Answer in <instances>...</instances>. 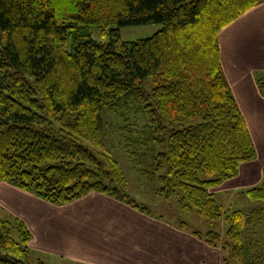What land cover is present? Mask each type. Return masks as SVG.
<instances>
[{
	"label": "trees",
	"instance_id": "1",
	"mask_svg": "<svg viewBox=\"0 0 264 264\" xmlns=\"http://www.w3.org/2000/svg\"><path fill=\"white\" fill-rule=\"evenodd\" d=\"M262 1L0 0V182L55 204L96 191L149 210L127 192V176L98 138L100 111L129 110L131 100L150 119L142 145L165 146L151 171L161 183L157 192L171 198L179 186L185 213L224 217L227 262L264 264L259 238L243 239L245 230L253 232L263 222V208L224 209L212 191L256 156L224 71L219 33ZM202 15L207 20L201 29ZM149 23L163 27L148 37L122 38L119 26ZM91 28L108 33L109 40L94 39ZM172 43L178 49L164 55ZM147 77L155 82L150 91L143 87ZM195 116L201 121L170 130L166 140L169 126ZM247 194L264 200V181ZM4 222L0 264H47L29 260L32 234L25 224L19 242ZM206 235L216 246L219 233Z\"/></svg>",
	"mask_w": 264,
	"mask_h": 264
},
{
	"label": "crops",
	"instance_id": "2",
	"mask_svg": "<svg viewBox=\"0 0 264 264\" xmlns=\"http://www.w3.org/2000/svg\"><path fill=\"white\" fill-rule=\"evenodd\" d=\"M219 43L224 71L254 139L256 156L242 163L238 174L222 182L218 191L246 192L264 181V92L258 86L259 77L264 76V0L223 28ZM259 201H263L259 207L264 211V200ZM0 206L25 222L32 234V246L60 261L229 264L218 245L208 244L162 214L109 194L92 191L68 203L55 204L33 190L3 181ZM263 226L264 220L252 232L262 244Z\"/></svg>",
	"mask_w": 264,
	"mask_h": 264
},
{
	"label": "rangeland",
	"instance_id": "3",
	"mask_svg": "<svg viewBox=\"0 0 264 264\" xmlns=\"http://www.w3.org/2000/svg\"><path fill=\"white\" fill-rule=\"evenodd\" d=\"M249 12V11H248ZM244 15V14H243ZM206 16V15H205ZM202 15L201 29L205 25L206 17ZM240 18V17H239ZM113 26H117L114 24ZM120 33L125 40H136L153 35L155 32L162 29V23H149V24H128L121 25ZM91 35L94 39L99 41H108V33L103 34L98 28H91ZM176 43H172V47L165 49L164 55L172 54V51L178 49L175 48ZM172 49V50H171ZM262 77V76H261ZM57 78V77H55ZM63 79V78H62ZM61 79V80H62ZM264 80V77L262 78ZM65 79L62 81L61 86H64ZM155 82L152 77H147L144 81L143 87L145 90L150 91ZM231 89L232 86L230 85ZM134 105L135 107H132ZM129 110L121 108L119 112H113L109 109L103 108L100 111V121L98 128V138L102 141L103 151L110 156L114 157L121 165L125 175L128 178L127 192L135 198V200L151 209L155 214H162L168 218L171 222L182 226L185 230L195 233L203 240H207V232L215 230L219 233V237L216 242L217 245L224 250L225 257H229V247L227 246V230L229 224L224 217L216 220H209L200 216L196 211L188 214L185 213L180 204V200L183 196V190L177 186L176 194L171 198H165L163 195L157 192V188L161 185L158 181V177L154 178L151 174L152 167L156 163L157 155L159 152L165 150V146H152V142L148 145H142L143 140H146L149 136V132L144 130L145 124L150 121L148 113L142 112V110L136 109V103L129 100ZM122 107V106H121ZM120 113V114H119ZM201 121L200 116L187 117L181 122L174 123L169 126L164 137L168 139L169 132L172 129H182L189 125H195ZM132 128V129H130ZM139 141L137 144H133V141ZM88 143V141H84ZM95 151L102 152L101 149L90 145ZM152 147L154 149H152ZM129 148L135 151V155H131ZM155 150V151H154ZM156 156V157H155ZM158 161V160H157ZM154 164V165H153ZM167 166L164 165L163 171ZM145 172H149L146 174ZM156 173H158L156 171ZM202 177L207 178L208 175L202 174ZM220 185V184H219ZM219 185L212 188L214 196L217 201L224 206V209L234 210L241 208L249 211L253 207L261 206L263 201L251 199L244 190H224L221 191ZM261 202V203H260ZM263 204V203H262ZM0 220H4V225L10 230L11 235L19 242L22 241L20 224L25 222L18 218L15 213H12L7 208L0 206ZM185 222L187 225H182ZM264 228V226H263ZM0 231H3L2 224L0 223ZM255 235L258 237V233ZM254 236V233L245 230L243 239L244 241L250 240ZM32 237V235H31ZM31 237L28 241L29 246V260L35 262L42 260L47 264H85L82 262H72V260L65 259L60 261L58 257L53 254H48L30 244ZM264 245V238H263ZM0 253L6 254V251L0 247ZM230 264V262H228Z\"/></svg>",
	"mask_w": 264,
	"mask_h": 264
}]
</instances>
